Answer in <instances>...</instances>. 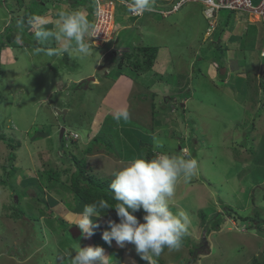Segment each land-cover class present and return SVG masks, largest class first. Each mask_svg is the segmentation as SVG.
Wrapping results in <instances>:
<instances>
[{
    "label": "rangeland",
    "instance_id": "1",
    "mask_svg": "<svg viewBox=\"0 0 264 264\" xmlns=\"http://www.w3.org/2000/svg\"><path fill=\"white\" fill-rule=\"evenodd\" d=\"M15 1L0 0V46L14 48L19 54L23 52L26 43H17V35L12 41L5 38L6 43L2 42L6 34L11 31L15 34L14 30H21L18 21L22 19L25 10H14ZM99 1L104 8L109 7L111 10L116 4L118 12L128 8L118 4L117 0ZM176 1L172 0L169 5H160L157 0H153L152 8L169 10ZM89 3L93 4L94 1ZM46 5L47 7H43L42 4L32 3V10H44L48 13L51 2ZM75 6L77 5L74 4ZM82 7L92 15V21L96 22L95 8L87 9L85 5ZM240 7L249 8L247 5ZM125 11L127 13V10ZM236 11L239 12L235 13L229 28L215 30L210 40L206 33L210 21L205 16V6L197 1L185 2L176 12L168 15L152 10L143 18L145 20L151 13H157L164 18L165 23L158 22L163 31H156L154 34L148 32L151 27L146 19L143 39L149 38V43L152 44L161 43V46L156 45L159 48L155 61L160 56L159 52L163 51L161 58L165 59L160 60L163 68L166 58L172 59L168 60L166 65L167 70L171 68L172 71L171 75H166V81L169 80L167 85L171 86L169 91L178 88L179 94L184 96L181 89L188 83L184 92L189 93L190 88L193 95L188 101L186 98L182 100L186 110L182 109L181 104L179 110L181 100L178 96L167 104L158 101L156 105L160 112L168 109L167 112H162V115L157 109L158 119L152 117L155 100L152 93H141L139 101L137 96H134L131 106L133 110H130L132 125L143 126L142 133L153 135L152 147L158 152L164 149L165 154L181 155L198 161L197 174L190 179L181 177L178 180L174 198L170 202L171 211H184L189 215L188 234L184 241L189 237L192 243L187 245L183 241L178 251L170 252L165 249L157 264H264V88L259 83L264 76L261 75L264 57L260 55L264 50V21L252 23L253 27H256H251L254 34L250 35L253 37L250 38L253 41L250 47L255 51L246 50V33L249 35V31H246L249 25L247 19L255 21L257 16L248 15L243 10ZM227 14L228 11L221 10L218 17L225 19ZM242 16L245 17L243 20ZM28 18L24 17L23 24L24 29L30 30L32 27L26 23ZM115 29L116 27L110 30L108 35L92 43V49L97 54L98 48L111 40ZM23 32L26 34L24 30ZM31 34L27 37L30 38ZM240 34L243 41L238 39ZM205 37L206 40H203ZM121 39H124V36ZM221 41L223 44L219 43ZM50 42L51 46H55L53 40L44 41L43 46H48ZM226 43L227 45H224ZM235 43L240 47L238 50L233 47ZM133 47L136 48H131ZM43 51L46 53L45 49ZM115 51L117 49L108 53L105 65L112 59L113 53L116 55ZM32 53L37 55L31 58L29 54ZM127 53H130V49H123L122 54ZM39 55L27 49L22 59L18 56V61L9 63L10 56L9 59L7 56L0 58V264H72L73 256L79 247L89 246L102 247L108 257H115L117 250L123 251L124 258L129 260L123 264H148L136 252L135 245L126 243L120 247L115 241L109 245L102 239L103 232L99 231L96 236L94 233L90 238L84 235L74 238L68 231L75 225L73 223L82 212L69 210V203L66 204L68 208L63 204L67 201L74 205L71 177L78 173L81 166H78L74 157L86 161L87 164L82 168L86 167L87 174L112 180L113 173L127 166L129 163L125 164L126 160L135 155V150H130L128 146L123 148L125 138L121 139V143L108 138L106 143H92L91 140V145L87 144L90 138L95 137L98 126L102 124V137L108 133L116 139L117 134H121L117 131L120 126L119 121L113 118V110L119 111L117 108L122 109L124 106L116 103L112 106L107 103L121 95L120 88L111 89L107 87L108 83H103V68L92 75L96 76L102 85L91 83L89 88L85 85V89H77L71 84V75L83 76L85 70H88V73L92 70L93 64L97 63L94 57L89 56L81 62L69 58H55L57 61L49 62L51 57ZM220 65L226 67L225 74H221L223 66L219 67ZM114 66L115 63L110 61L108 69H111L112 73L109 77H113V72H117ZM245 70L249 72L244 73ZM54 73H58L57 78L53 77ZM253 73H256L255 77L252 76ZM62 77L63 81H58L62 80ZM245 78H251V82ZM109 80L111 81V78ZM153 82L150 73L139 75L136 89L143 92L140 89L150 85L155 90ZM111 90L112 93L108 95ZM163 95L168 98V94ZM103 97L105 101H102ZM124 99L125 97H122V101ZM140 101L142 102L139 103ZM55 107L62 113L68 108L69 111L66 114H58ZM138 115L144 122L142 125L135 119ZM94 121H97L98 126L93 125ZM125 122L122 121L124 125ZM60 124L68 127V134L71 130L78 133L82 131L81 139L85 140L70 141V138H67L63 143L64 147L60 148ZM152 126L156 129L153 130ZM7 139H10L12 144L6 143ZM108 144L111 145V150H108ZM180 144L182 145L179 146ZM152 147H142V153L146 155ZM136 149L139 153V149ZM11 153H14L13 161L9 159ZM11 164L17 169L14 175L8 174ZM55 172L59 176L56 177L58 181L52 180L55 186L57 184L53 190V187H49L46 176ZM5 179L10 184H5ZM64 184L69 189L64 188ZM38 198L49 201L52 206L38 204ZM17 202L19 205L16 207ZM225 205L232 206V210L227 211ZM51 209L54 210L55 221L47 219L51 216ZM203 209L210 219L219 212L222 214L223 218L219 216L211 221V224L214 221L212 226L217 224L215 231L207 233L206 227H209V223L200 224L199 212ZM60 214L69 225L66 231L59 221ZM135 215L141 223L144 222L145 213L142 209ZM45 219L48 225H51L50 221H54L58 235L52 231L51 226L47 229ZM101 220L105 222L104 219ZM107 225L104 224L105 227ZM105 227L102 231L108 229ZM111 264H114L113 260Z\"/></svg>",
    "mask_w": 264,
    "mask_h": 264
},
{
    "label": "clouds",
    "instance_id": "2",
    "mask_svg": "<svg viewBox=\"0 0 264 264\" xmlns=\"http://www.w3.org/2000/svg\"><path fill=\"white\" fill-rule=\"evenodd\" d=\"M152 4L153 0H131L129 11L138 13L137 15H133V17H140L145 12H151L153 10ZM103 13L104 8L99 0H97L94 15L100 18ZM247 14L251 15L249 13ZM57 16L58 19L52 28H48V20L40 16H30L26 21L29 26L35 29L34 34L38 40L42 42L49 40L56 41L58 46L47 49L46 55L49 57H60L68 54L69 56L75 55L82 60L91 56L93 52L91 45L95 41L93 38L97 37L100 33L98 30V23L90 20L88 16L80 10L60 9L57 12ZM220 22L221 19L216 17L215 25ZM23 23H25L23 19L18 21V24ZM207 30L208 40H210L215 33V26L211 27L210 24ZM19 42L20 38L17 37V43ZM36 51L39 52L41 49L38 48ZM122 56L123 54L119 55V57ZM15 59H18V55ZM102 68L104 69V77L110 78L109 75L112 73L111 69H108L109 67L107 68L105 64L100 65L99 69ZM116 69V71H119L118 68ZM120 71V73H123L122 70ZM113 74H115V72H113ZM255 74L256 73H253L252 76L255 77ZM261 75H264V64ZM90 77L94 78L88 81ZM263 77H261L259 81L260 85L264 82ZM88 78L72 82L71 84L75 86L77 83L85 80L86 83L79 88L85 89V85L86 88H89L91 83H96L97 77L89 76ZM158 78H156L152 84H155ZM249 82H251V78ZM187 86L188 85H185L184 88ZM151 87L153 88V86ZM184 88L181 90H184ZM170 93H172V91L168 93L169 101H173L176 97L173 96V98H171ZM190 98H186L187 101ZM165 103L167 104V102ZM180 104L182 109L186 110V106L183 107L185 103L182 100L179 101V105ZM57 106L58 105H56V107ZM179 110H181L180 107ZM56 111L58 114L62 113L58 108H56ZM65 111L66 112L62 114H66L69 108ZM164 111L167 112L168 109ZM183 113H185V111ZM113 118L116 121H128L130 119V113L126 108L121 109L114 114ZM96 122L97 121H94V126H98ZM65 124H60V128H58L60 148L64 147L63 143L67 141V138H70V141L77 139H79V141L85 140L81 139L82 131L78 133L71 130L68 131L71 132L70 134L66 133L68 127ZM68 126H70V124ZM103 127L104 124L98 126L95 137L101 134ZM62 128H64V132L63 136L60 137ZM117 131H119V128H117ZM95 137L90 138L87 144L91 145V140L93 143ZM104 138L105 141L102 140L101 142H108V138L114 140V137L108 133L105 134ZM5 142L7 143V141ZM181 145L182 144L179 146ZM99 146L101 147V145ZM107 146L111 148L110 144ZM70 150L72 151V149ZM89 150L92 151V148L89 147ZM189 153L191 152L189 151ZM197 171L198 161L194 158H184L181 155H170L165 154V152H158L151 159L146 157L134 158L127 166L113 173L110 188L113 193L112 199L116 202L115 205H110L104 199L85 205L83 212L78 214L73 224L79 227L86 238H90L94 234V230L99 227V224L94 222V218H98L108 209L114 208L119 217V222L117 223L115 220H109L108 223L102 221V228L105 227L104 224H108L106 226L108 229L102 233V239L109 245L115 241L120 247L125 246L126 243H131L135 245L136 252L143 260L147 261L148 264H157L158 258L165 249L170 252L178 251L182 247L185 236L188 234V225L190 222L189 215L184 211L176 213L171 211L170 202L174 198L178 180L181 177L190 179L197 174ZM141 209L145 213L143 216V223H141L134 214ZM110 260H113L114 264H118L115 259H110V257L105 255L102 247H79L78 251H76L73 256L72 264H111Z\"/></svg>",
    "mask_w": 264,
    "mask_h": 264
},
{
    "label": "crops",
    "instance_id": "3",
    "mask_svg": "<svg viewBox=\"0 0 264 264\" xmlns=\"http://www.w3.org/2000/svg\"><path fill=\"white\" fill-rule=\"evenodd\" d=\"M29 1H31V0H25V4H23V5H19L15 1L16 5H14V7H13V8H15L14 10L19 11V9L23 8L22 11H24L25 7L28 5ZM126 1H129V2L127 3ZM157 1H158V4H160V5H169L172 0H167V1H165V0H157ZM120 2H125L128 8L127 9L125 8L124 10L121 9L119 11L118 23L116 25V29L113 31V35H112L111 40L109 42H106L101 48H98V54H97L96 51L93 50L92 55L90 57L96 58L97 59V63L95 65L93 64L92 70L89 73H88V70H85V73L83 74V76H81V74L79 76H77V77H74V75H71V77H70L71 78V80H70L71 82L80 81L81 79H85L86 77L95 75V73L98 71L100 65L105 64L104 62L107 60V55H108V53L111 50L114 51V50L117 49V51H115V52H116V55L118 57L120 54H122L123 49L131 48L132 46H136V47L144 46V45H153V46L159 45V46H161L160 45L161 43H159V44L158 43H156V44L149 43L150 42L149 38H147V40L145 38L143 39V29H144V25H145V20L148 19L149 20V26L151 27V29L148 31V32H151L150 34H154V32L157 33L156 31L162 32L163 31V27L160 24H158V22L161 21V22L165 23L164 22V18H161V16H159L157 13H151L152 15H149L145 20H143V18H145L147 13L143 14L140 17H133V15H131L132 17L131 16H126V15H130V13H131V11L128 10L129 9V4H131V0H117L118 4H120ZM47 3H50V2L45 0L44 3L42 4V6L43 7H47V5H46ZM74 4L77 5V6L74 7ZM83 5H85V4H83ZM86 7L88 9V6H86ZM48 9L50 10L48 13H45L44 10H42L41 12H35L33 10L31 11L32 14L34 13L36 16H40L42 18L47 19L48 20V24H47L48 28H52L54 26L56 20L58 19L57 12L60 9L83 11L88 16V18L90 20H92V15L89 14V12L86 10V8L82 7V2H74V1L71 0L70 2L65 1V4H63V5H56L54 3H51L50 8H48ZM125 10H127L128 14L126 13ZM123 11H125V12L123 13ZM23 14H24V12H23ZM50 14H52V16ZM22 16H24V15H22ZM32 16H34V15H32ZM243 18H245V17L242 16L241 20H243ZM256 21H258V20L257 19L255 21L248 20L249 25H248V28L246 29V31H249V35L247 36L248 38L246 37L245 44H244L246 50H248V48H252L250 46H252L251 43L253 41H250V38H253V37L250 36V35L254 34V29H252L251 27H253L252 23H256ZM239 22H242V21H239ZM152 25L154 27H152ZM242 26H243V24L241 23V28H242ZM255 27L256 26H254L253 28H255ZM251 31H252V33H251ZM20 32L21 31L17 30L16 33H18V34L15 33V37L17 35V37L20 38L21 44L22 43H24V44L26 43V45H25V47L23 49V52H20L19 53L20 55H19V54H17L18 51H14L13 50L14 48H9L8 49L6 46H1V48H0V58L1 59H3V57H6V56L9 59V56H10L11 58H10V62L9 63H11V62H15V60H16L15 58L17 57V55L19 56L20 59H22L23 58V53L27 49L37 52L36 49L39 48V49H41V51H39L37 53H39L40 55H42V54L46 55V53L43 51L44 49L47 50L49 48H55V47L58 46L55 40H53L54 43H55V46H51V42H50V44H47L48 46H43V44H45L46 42L44 43L42 41H39L36 38V36L34 34V32H35L34 28H31L30 30H28V32L25 31V33L27 35L24 34V33H20ZM207 32H208V30L206 31V33ZM241 32H243V31L241 30ZM31 33H33V34H31ZM136 33L138 34L137 37H136ZM30 34H31V36H30V38H28L27 36H29ZM255 35H258V34H255ZM122 36H124V39H121ZM17 37H16V39H17ZM125 37H129V38L126 39ZM238 37H239L238 39L240 41H243L241 39L242 34L238 35ZM206 38L207 37H205L203 40H206ZM22 40H24V42ZM247 40L250 41L251 43L247 42ZM10 41H12V40L10 39ZM2 42H5V38L2 40ZM236 43L233 45V47H235V49L238 50L240 47ZM38 45H41V46H38ZM164 45L167 46L166 43H164ZM4 48L6 49V51L3 52ZM162 48H164V47H161V49ZM118 51H119V53H118ZM161 54L164 55L163 51L159 52L160 56L155 61L156 62L155 63V71L157 70L159 72V74H160V77L158 78L157 82H155V84H154L155 85L154 86L155 90L152 87L148 88L147 86H145L142 89H140L143 92H139L136 89V87L138 86L137 80H133L129 76H127V75H125L123 73H120V71H117L114 74L113 77H110L111 81L109 80L110 78H107V77H103L102 81H103L104 84L108 83V85H107L108 88L109 87L111 89H116L117 87L120 88L119 92L121 93V95L120 96L118 95L113 101L110 100V102H107V101L106 102L110 103L112 106H113L114 103L121 104L122 107L124 106L122 109L126 108L129 111L130 114H131L130 110L131 111L133 110V109H131L132 108L131 106L133 105L132 100H134V96H137L136 99L138 98V101H139L140 100L139 95L141 93H144V94H151V93L156 94L155 95V100H154V101H156V103H159L158 101L168 102L169 101V96H168V98H165V97H163L164 96L163 94H168L170 92L169 89H171V86L167 85V84H169V80L166 81V75H171V72H172L171 68L167 70V66H166L167 63H169L168 60H170L171 58H169V57L166 58L167 60L165 61V65H164V68H163V63L160 62V60H162V59L164 60L165 58H161ZM29 55L31 56V58H34V56H36L37 54L32 53V54H29ZM55 58H57V60L69 58V59H72V60H78V62H81V60H82V59H79L75 55L69 56L68 54H65V55L60 56V57L51 56V58L49 59V62H54L56 60ZM110 60L108 61L107 65H106L107 68L109 67ZM171 61H172V59H171ZM9 66L12 67L11 65H9ZM38 66H40V65H38ZM173 66L176 67L175 65H173ZM40 67H43V66L41 65ZM57 74L58 73H54L53 77L57 78ZM63 77L66 78L65 75ZM63 77H62V80H58V81H63ZM95 84L96 85H102V82H99V80H97ZM187 84L188 83H186V85ZM52 87H54V86H52ZM112 91L113 90H111L108 95H110L112 93ZM122 97H125L124 101H122ZM156 98H158V100H156ZM102 101H105L104 97L102 98ZM141 102L142 101H140L139 103H141ZM151 103L152 102H150V106H151ZM138 106H139V104H138ZM117 109L121 110L120 107L117 108ZM134 109H136V106H134ZM113 112L116 113L117 111L113 110ZM135 115H137V114H135ZM139 117L140 116L138 115V118L135 117V119L137 121H140L141 125H142L144 122H142L141 117L140 118ZM152 117H153V115H152ZM131 118H132V116L130 115V119L125 122V125L122 123L123 120H120L119 121V126H120L119 127V131L121 132V134H117V136H116L117 140L113 136L114 140L116 142H120V143H121V139L125 138L126 141L122 145L123 148L128 146V148H130V150H135V151H133V152H135V155H133V157L131 156L132 157L131 159H127L126 160L127 162H125V164L130 163L134 158H139V157L144 156V153H142V151H143L142 150V146H140V142L138 141L139 139H141L143 142L147 143L148 145L153 146L152 145V138H153L152 136L153 135H147V134L142 133L141 132V128H143V126H140V127L133 126L132 125L133 121H131ZM152 129H153V126H152ZM136 148L139 149L138 150L139 153H137V149ZM49 219H51V218H49ZM45 221H46V219H45ZM46 223L47 224L45 226L48 229V222L46 221ZM115 261H118V260H115ZM50 264H51V262H50Z\"/></svg>",
    "mask_w": 264,
    "mask_h": 264
},
{
    "label": "trees",
    "instance_id": "4",
    "mask_svg": "<svg viewBox=\"0 0 264 264\" xmlns=\"http://www.w3.org/2000/svg\"><path fill=\"white\" fill-rule=\"evenodd\" d=\"M43 1L44 0H31V1H29L28 5L25 7V11H24V14H23L24 17L26 18L27 16L30 17L32 15H35L34 13L33 14L31 13V11H32V3L43 4L44 3ZM59 1H62V0H50L51 3H54L56 5H59ZM91 1L92 0H88V2H82V5L85 4V6H88V7H96V3L97 2L95 0H93L94 3L90 4L89 2H91ZM16 2L19 5L25 4V0H16ZM61 5H63V4H61ZM225 11H228L229 14H227V17L225 18V21H224V19H221V22H220L221 23V25H220L221 30L225 29V27L228 24L231 23L234 15L236 13V11L230 10V9H225ZM146 13H149V12H145V14ZM22 19L24 20L23 17H22ZM20 27H21L20 28L21 29L20 33H24L23 32V30L25 31L24 24H20ZM14 31L17 32V30H14ZM14 36H15V34H12V31H11L9 34H6L4 36V38L12 39ZM158 48H159L158 46H150V45L139 46V47H136V48L133 47V48L130 49V53L129 54L127 53V54L123 55L122 57H119V56L117 57V55H115V53H113L112 59L110 61L115 63V67L118 68L119 71L122 70L123 73L127 74V76H129V74H130L129 77L131 79H133V80L137 79L139 75H142L144 73H150L151 77L153 78V81H154V80H156V78H158L160 76L159 72L157 70L155 71V63H156L155 59H156V57L158 55V52H157ZM222 66H224V65H220L219 67H222ZM85 83H86V81L84 80L82 82L77 83L75 86L79 88ZM262 85L264 86V82H263ZM146 86L148 88L151 87L150 85H146ZM181 92L184 93L185 95L184 96L180 95L178 88L175 89L174 91H172V93H170L171 94V98H173V96H178L180 98V100H184L185 98H190L192 96V93H191L190 89H189V93L184 92V90L181 91ZM153 95L152 96L155 98L156 94H153ZM179 107H180V105H179ZM157 109H159V108H157L156 101H154L153 102V108H152V111L154 113L153 114V119H155V118L158 119L159 118L158 116H156V110ZM159 112H160V109H159ZM160 113L162 115V112H160ZM164 115L167 116L168 114H164ZM161 119H163V118H161ZM163 120H165V119H163ZM153 129H156V128H154V126H153ZM101 134H102V132H101ZM101 134H99V135H97L95 137V139L93 140V143H99L102 140L105 141V138L102 137ZM5 141H7L9 144H12L10 139L5 140ZM138 141L140 142V146H142V147L148 145L147 143L143 142L141 139H139ZM148 147H151V146L148 145ZM12 148H14V147H12ZM108 148H110V147H108ZM161 152H165L164 149H161L160 153ZM146 153L147 154L144 155V157H146L148 159H151L158 152L154 148H149ZM74 158L77 161L76 163L78 164V166L81 165L79 170H78V173L77 174H73L72 177H71L72 183L70 184V186L72 187V190H73L74 205L71 202H67V201L66 202L64 201L63 204L66 206V204L69 203L70 207L69 208L67 206L66 207L69 210H73L75 212H80V211L83 212V209H84L85 205L92 204L93 202L98 201L100 199H104L110 205L114 206L116 202L112 199L113 193L111 192V188H110L111 179H109V178H101V177H98L96 175L87 174L86 167H85V169L82 168V166L85 165V161L83 159L79 160L76 157H74ZM9 159L11 161L14 160V153H11L9 155ZM16 172H17V169L15 168L14 165L11 164V167H9V170H8V174L9 175H11V174L14 175ZM55 175H57V176H55ZM58 176H59V174L57 172H55V174L54 173L53 174H47V176H46V178L48 179V182L50 184L49 187H53L52 188L53 190L56 189L55 187L57 186V184L55 186L53 184L54 182L52 180L58 181V179L56 178ZM3 181L7 182V183L5 182V184H10L8 182V180H6V179L3 180ZM81 181H83L82 185H81ZM62 186L64 188H66V189H69V187L67 185H65V184L62 185ZM57 188H59V187H57ZM49 190H51V189H49ZM40 199L38 198V202H37L38 204L42 205V203H43L45 207L52 206L49 203V201L45 202V200H42V199L40 200ZM56 201L57 202H61L60 200H56ZM18 205H19V202H17L16 207ZM224 207H225V209L227 211L228 210L229 211L232 210V206H230V205H225ZM61 216L62 215L60 214L59 215V217H60L59 221L61 222V224H63L65 226L64 227L62 225L63 228L66 231V229H68L69 225L66 223V220L63 217H61ZM219 216H221L223 218L222 214L219 212L214 217H211L212 219H210L209 218V214L206 212L205 209H203L201 212H199L200 224L203 225V224L209 223V227H206L207 233L210 232V231H215L214 227L216 228L217 224L215 226H212L214 221L212 222V224H211V221L215 220V218H217ZM100 217H103L104 221L107 222V223H108L109 220H115L117 223L119 222V217L117 216L116 210L114 208L108 209L106 212L102 213V215ZM101 219L100 218H94V222L99 224V227L94 230L95 236H96V234L98 235L99 231L101 233L103 232L102 231L103 228H102V220ZM246 219H247L246 221H248V217ZM208 220H210V221H208ZM50 226L52 228V231H55V234L58 235L57 228H54L56 225H54V226L50 225ZM68 232L70 233V231H68ZM184 242H185V244H187V245L189 244L190 245V243H192V240H191V238L187 237V239ZM98 246H100V245H98ZM113 251H116V250H113ZM116 252H117V255L115 257H113V256H110V257L114 258L115 260H118L117 261L118 264H120V263L123 264V262L127 263V261L129 262L128 259L124 258L125 256L123 255V251L117 250ZM193 252L195 254V251L192 250V253ZM132 258H134V257H132Z\"/></svg>",
    "mask_w": 264,
    "mask_h": 264
},
{
    "label": "built area",
    "instance_id": "5",
    "mask_svg": "<svg viewBox=\"0 0 264 264\" xmlns=\"http://www.w3.org/2000/svg\"><path fill=\"white\" fill-rule=\"evenodd\" d=\"M193 1V0H189ZM197 3L205 6V13L209 16L211 27L215 26L216 14L220 10L230 9V10H243L249 14H255L257 17H261L264 21V0H194ZM241 5H247L249 8L240 7ZM137 15L138 13H134ZM112 12L104 9L103 15L97 19L98 25L101 27V31L97 37L94 39H99L104 36V32L108 28L109 17Z\"/></svg>",
    "mask_w": 264,
    "mask_h": 264
},
{
    "label": "bare ground",
    "instance_id": "6",
    "mask_svg": "<svg viewBox=\"0 0 264 264\" xmlns=\"http://www.w3.org/2000/svg\"><path fill=\"white\" fill-rule=\"evenodd\" d=\"M64 1H68V0H62V1H59V5H61V4H64ZM96 2H97V0H95ZM194 1V0H193ZM100 2V1H99ZM127 3L129 2V1H126ZM185 2H189V0H177L174 4H173V6H172V8L171 9H169V10H156V9H154L153 8V10L154 11H156V12H158V13H161V14H163V15H168V14H171V13H174V12H176ZM100 4L102 5V3L100 2ZM120 4L121 5H123V6H127L126 5V3L125 2H120ZM103 6V5H102ZM131 7V4H129V8ZM93 8H95L96 9V7H90V9H93ZM104 8V7H103ZM111 8H113L112 10L108 7V8H104V9H106V10H109V11H111L112 12V15L109 17V24H108V28L106 29V31L104 32V36H102V37H105V35H108V33H110L111 31L110 30H113V28H115L116 27V25H117V23H118V14H119V12H118V9H117V7H116V4H115V6H112ZM89 9V10H90ZM129 10V9H128ZM221 11V10H220ZM220 11H218V13L220 12ZM218 13L216 14V17L217 18H219L218 17ZM130 15H133V12H131L130 13ZM205 16H206V18H208L209 16L205 13ZM23 18H24V16H22ZM97 17H96V21H97ZM254 19H257L258 21L260 20V19H262L261 17H256V18H254ZM249 19H247V21H248ZM224 21H225V19H224ZM232 23V22H231ZM220 25H221V23H216V25H215V30H217L218 31V29L219 30H221V27H220ZM229 26H230V24H228L227 26H226V28L228 29L229 28ZM98 30H99V32L101 31V27L98 25ZM25 31L26 32H28V30L27 29H25ZM246 36H248L247 35V33H246ZM248 38V37H247ZM25 39V38H24ZM94 39V38H93ZM98 39V38H97ZM217 39H219V38H217ZM94 40H96V39H94ZM216 40V39H215ZM251 41V40H250ZM250 41H248L249 43H251ZM213 43V42H212ZM220 44L222 43V41L221 42H219ZM223 44V43H222ZM224 45H227V43L226 44H224ZM129 49H131V48H129ZM248 50H252V51H255V50H253L252 48H248ZM260 55L261 56H263L264 57V50H263V52H260ZM226 72H227V70H226ZM238 72V71H237ZM249 71L248 70H245V72L244 73H248ZM243 73V74H244ZM239 75H242V74H240L239 73ZM245 79H247V78H245ZM247 81H249V79H247ZM262 86V85H261ZM263 88H264V86H263ZM12 124V122L10 123V125ZM19 198V197H18ZM46 209V208H45ZM38 213L40 214V212L38 211ZM42 213V212H41ZM50 214H51V216L50 217H47V219L49 220V218H51L52 216H53V218H51V219H53V220H55V216L53 215L54 214V210L53 209H51L50 210V212H49ZM51 222V225H54V224H52L54 221H50ZM48 226H50V225H48ZM78 227V226H77ZM72 228H75V225H73V227ZM79 228V227H78ZM83 234L81 233V235H79L78 237H74V238H79V237H81ZM121 264V263H120Z\"/></svg>",
    "mask_w": 264,
    "mask_h": 264
},
{
    "label": "water",
    "instance_id": "7",
    "mask_svg": "<svg viewBox=\"0 0 264 264\" xmlns=\"http://www.w3.org/2000/svg\"><path fill=\"white\" fill-rule=\"evenodd\" d=\"M226 73V67L223 66L221 68V74H225ZM94 77H90L88 78V81L93 79ZM66 112V111H65ZM63 132H64V128L61 129V132H60V137L63 136ZM70 232L72 233V235L74 237H78L79 235H81L82 231L77 227V225H75V228H71L70 229Z\"/></svg>",
    "mask_w": 264,
    "mask_h": 264
}]
</instances>
